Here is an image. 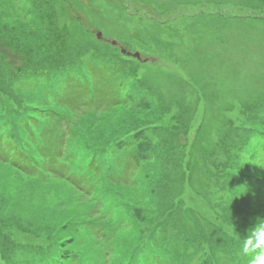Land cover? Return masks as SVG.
<instances>
[{
	"label": "rangeland",
	"instance_id": "obj_1",
	"mask_svg": "<svg viewBox=\"0 0 264 264\" xmlns=\"http://www.w3.org/2000/svg\"><path fill=\"white\" fill-rule=\"evenodd\" d=\"M0 49V141L60 142L0 160V264H250L264 0H0Z\"/></svg>",
	"mask_w": 264,
	"mask_h": 264
},
{
	"label": "trees",
	"instance_id": "obj_2",
	"mask_svg": "<svg viewBox=\"0 0 264 264\" xmlns=\"http://www.w3.org/2000/svg\"><path fill=\"white\" fill-rule=\"evenodd\" d=\"M0 55H1V53H0ZM91 71L93 73H95L96 75H99L98 73H100L101 76L100 77L98 76V79H103V78L106 77V76H104L105 75V71H104L103 66H101V67H98V66L91 67ZM34 73H35V71H34ZM33 75H35V74H33ZM28 77H29V75H28ZM27 79H25V81H24V82H26V84H28L27 81H30V79H28V80ZM78 84H79V87H80L81 91L82 90L84 91V90L88 89V90H90L92 92V90H94V88H98L99 85H101V84H106V88H109V87L111 88V86H113L114 83H113V79L110 78V73H109L108 74V80H106L105 82L100 81L99 85H96V86H93L91 84V88H90V86H88V84L84 83L83 81H79ZM21 86H24V85L21 84ZM69 86H71V82L70 81H69ZM112 90H115V89H112ZM95 93H96V96H97V92H94V93L92 92L90 98L91 97L94 98L95 97ZM24 100H26V99H22V101H24ZM98 104H100V103H98ZM252 121H253V119H252ZM177 125H179L178 122H177ZM245 131L248 134L250 129H245ZM26 137L28 138L27 142L30 143L31 147H33V146L36 147L37 150H35V152L38 151L36 156L34 154H31V152L29 150L24 149V148L22 149L21 148L22 146L20 147V145H19L20 142H19V140H17V138L15 140V138L7 136L6 141H0V160H2L4 163L10 164L11 166L15 167L18 170L25 171V172H28V173H33V172L37 171V169L39 170L44 164L42 162L39 163L36 158L38 157V158L43 159V160H45L44 158H46L47 156H49V158H50L51 157V153H49V151H52L53 147H54L55 150L56 149L59 150L60 142H58L56 137H47V139H45V141H44V139L42 137H40L39 138L40 143H38V147H37V143L35 144L33 142V139H32V137L30 135H29V137L28 136H26ZM13 141L17 144L18 147H16V145H14L12 143ZM23 145H24V143H23ZM61 151H59L60 152L59 155L55 153V161L57 162V157H58V158H60L58 160V162H61V164L62 163L64 164V160L61 157V154H62ZM52 156H54L53 152H52ZM62 169H63V167H62ZM52 172H54V174H56L58 176H66V173L63 175V173L59 170V168H57L56 171H52ZM18 239L21 240V238H18ZM44 260H45V264H46V259H44ZM167 263L168 262H165L164 260H161L157 256H151V257L148 256V264H167ZM48 264H50V263H48Z\"/></svg>",
	"mask_w": 264,
	"mask_h": 264
},
{
	"label": "clouds",
	"instance_id": "obj_3",
	"mask_svg": "<svg viewBox=\"0 0 264 264\" xmlns=\"http://www.w3.org/2000/svg\"><path fill=\"white\" fill-rule=\"evenodd\" d=\"M229 232L238 238L245 255L254 254L250 264H264V218H257L242 238L231 228Z\"/></svg>",
	"mask_w": 264,
	"mask_h": 264
},
{
	"label": "water",
	"instance_id": "obj_4",
	"mask_svg": "<svg viewBox=\"0 0 264 264\" xmlns=\"http://www.w3.org/2000/svg\"><path fill=\"white\" fill-rule=\"evenodd\" d=\"M121 53L122 54H124V55H127V56H129V53H125L124 51H121ZM132 56V55H131ZM134 56V58H137V56L136 55H133Z\"/></svg>",
	"mask_w": 264,
	"mask_h": 264
}]
</instances>
